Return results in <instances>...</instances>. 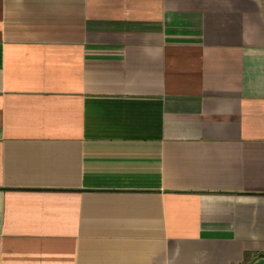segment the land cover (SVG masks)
Wrapping results in <instances>:
<instances>
[{
	"label": "crops",
	"instance_id": "crops-1",
	"mask_svg": "<svg viewBox=\"0 0 264 264\" xmlns=\"http://www.w3.org/2000/svg\"><path fill=\"white\" fill-rule=\"evenodd\" d=\"M0 264H264V0H0Z\"/></svg>",
	"mask_w": 264,
	"mask_h": 264
}]
</instances>
